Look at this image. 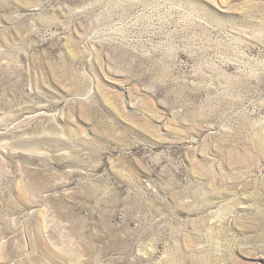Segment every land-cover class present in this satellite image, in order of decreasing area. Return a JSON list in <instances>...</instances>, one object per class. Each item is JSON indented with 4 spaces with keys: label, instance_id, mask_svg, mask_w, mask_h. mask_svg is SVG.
I'll return each mask as SVG.
<instances>
[{
    "label": "rangeland",
    "instance_id": "1",
    "mask_svg": "<svg viewBox=\"0 0 264 264\" xmlns=\"http://www.w3.org/2000/svg\"><path fill=\"white\" fill-rule=\"evenodd\" d=\"M0 264H264V0H0Z\"/></svg>",
    "mask_w": 264,
    "mask_h": 264
}]
</instances>
